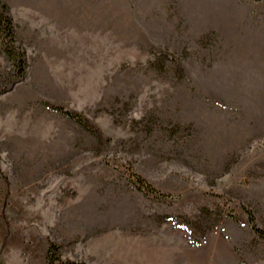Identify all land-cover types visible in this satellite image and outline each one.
<instances>
[{
  "label": "rangeland",
  "instance_id": "rangeland-1",
  "mask_svg": "<svg viewBox=\"0 0 264 264\" xmlns=\"http://www.w3.org/2000/svg\"><path fill=\"white\" fill-rule=\"evenodd\" d=\"M2 2L0 264H264V0Z\"/></svg>",
  "mask_w": 264,
  "mask_h": 264
},
{
  "label": "trees",
  "instance_id": "trees-1",
  "mask_svg": "<svg viewBox=\"0 0 264 264\" xmlns=\"http://www.w3.org/2000/svg\"><path fill=\"white\" fill-rule=\"evenodd\" d=\"M0 39L1 47L12 67L11 71L14 75L12 81L20 79L21 77H23L27 70L26 52L21 42L17 39L15 33V23L11 14H9L8 12V6L4 2H2V0H0ZM65 113L70 117L74 116V114L68 110ZM248 214L249 221L252 225L253 230L260 237L264 238V228L259 226L255 214L251 210H248ZM52 249L53 248H51L50 251H52ZM53 260L51 261L52 264H84L83 262L71 259L59 258L56 261Z\"/></svg>",
  "mask_w": 264,
  "mask_h": 264
}]
</instances>
